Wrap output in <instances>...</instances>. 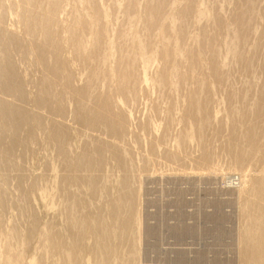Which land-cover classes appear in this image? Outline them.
<instances>
[{"label":"bare ground","instance_id":"6f19581e","mask_svg":"<svg viewBox=\"0 0 264 264\" xmlns=\"http://www.w3.org/2000/svg\"><path fill=\"white\" fill-rule=\"evenodd\" d=\"M1 1L0 90L14 101L0 100V163L21 167L23 156L25 159L26 151L27 157L29 148L36 146L35 138L42 132L50 151L45 158L60 160L55 163L60 169L82 171L73 176L63 170L59 177L53 172L57 177L51 180L53 185L50 174L45 178L53 186L58 209L47 215L49 219L41 227H36L35 219H27L33 210L28 194L32 188L47 186L42 182L39 186L45 175L7 177L0 185L1 263H20L27 240L36 233L38 243L32 249L31 264H136L125 260L137 248V188L131 172L146 163L140 159L135 163L102 136L136 146L143 140L151 153L178 159L167 148L180 142L181 132H185L183 136L199 132V120L225 102L224 86L231 83L229 100L239 106L251 99L246 94L257 97L264 93H245L249 89L246 82L264 79V0H26L32 8V2L37 4L34 15L21 0H16L18 5L13 0L12 7L6 3L7 9ZM3 9L8 15L17 13L22 24L39 31L29 33L22 24L19 31ZM87 9L91 15L84 12ZM69 13L74 17L70 27L63 22ZM237 67L240 73L234 72ZM213 68L221 71L218 76ZM198 73L204 77L197 78ZM147 83L152 87L148 96L142 87ZM26 93L31 95L29 103L47 113L32 111L31 106L28 110ZM170 96L181 100L176 107L181 106L178 123L174 130L156 135V121L172 122L165 111L168 108L158 103ZM55 114L72 115L77 129L59 127ZM71 141H78L76 156ZM40 154L37 158H42ZM72 157L77 158L75 164L70 162ZM108 158L122 172L113 180L92 172L105 166ZM242 182L238 176H230L224 183L242 188ZM112 186L119 188L113 195ZM84 187L88 194H83ZM15 206L19 214L11 219L8 211ZM245 227L246 221L242 231ZM244 239L242 256L253 252L252 243Z\"/></svg>","mask_w":264,"mask_h":264},{"label":"rangeland","instance_id":"374dc122","mask_svg":"<svg viewBox=\"0 0 264 264\" xmlns=\"http://www.w3.org/2000/svg\"><path fill=\"white\" fill-rule=\"evenodd\" d=\"M4 1L1 2H4L6 9L9 6L12 7L13 4L11 5V2L13 0ZM15 2L17 1L15 0L13 3ZM15 4L18 5V3ZM15 4L14 7L16 6ZM20 4L25 7L29 5L28 10L32 14L34 13L33 10L36 9L35 7H37L34 2L31 4L34 8L30 7L26 0H21ZM70 7L72 6L70 5ZM5 10L4 12L7 14V10ZM37 10L39 9L37 8ZM84 12L91 15L92 11L87 9ZM71 14H68L66 20L63 19L64 25L68 24L69 26L66 25L68 27L72 26L71 22L74 21V17ZM7 17H9L11 22L13 21V25L17 26L19 31L23 30L20 27L22 23L19 21L17 13H14V15L9 14ZM99 17V19L105 20L102 16ZM26 25L22 24L29 33L38 30L32 29L31 24ZM84 30V34H87L88 30ZM60 38L63 40L64 35H61ZM156 60L161 61L157 58ZM204 60L206 59L201 57L200 61L202 63H206ZM214 70L217 76L220 74L218 72H221L218 69ZM228 72L231 73L230 70ZM234 72L240 73L238 67L234 69ZM196 76H200L197 78L204 77L201 73ZM207 77L211 78L210 76ZM251 77L255 76L252 75ZM186 79H189L188 76H186ZM260 80L253 84L246 82L249 89L245 93H251L253 90L264 91V79ZM142 87L146 92V96H148V89L152 87L148 83L143 84ZM188 88L190 89L191 87ZM29 89L27 88L28 92L31 91L30 87ZM223 89L226 92L225 94H227L226 99H224L225 102L220 108L214 106L215 112L212 115L204 116L199 120V132L197 129L196 134H185L184 136L185 132H181L180 142L170 148H167L164 142L158 140V144L163 149L171 150L172 153L179 156L178 159H165L162 154L151 153L146 147L147 143L145 141L143 143V140L140 141L141 146H136L128 141L119 142L114 138L113 141L112 138L102 136L103 139L109 140L108 142L110 144L113 143V146L120 151L131 158L133 157L132 159L135 163H138L137 159L146 163V167L138 166L135 171L131 172L133 175L130 173L137 188L134 204L136 205L138 220L136 224L138 225H136V252L134 256L126 254L127 259L125 260L128 262L134 260L136 264H242L241 261H244V264H264V93L259 94L257 97L254 96L255 93L246 94L252 100H247V103L239 106L238 102L233 104V101L229 100V95L233 94L231 83H228ZM30 94L26 93L25 95L24 103L26 108L28 107L27 109L29 110V106H31L30 110L46 114V110L35 107L31 101L29 103ZM11 97L0 90V100L14 101L13 97ZM180 101L170 96L158 102L161 108H168L165 111H168V115L172 116V122L156 121V124H154V127L157 128L156 135L164 133V130H174V125L178 123L175 121H178V112L181 106L179 109H176V107L180 104ZM55 115L54 118L60 124H58L59 127L77 129L78 123H74L72 115ZM68 117L69 119H67ZM38 134L43 135L35 136L37 144L35 143L36 146L29 148L27 156L29 159L26 157L27 151L25 153V159H27L25 160L24 156L22 159L23 164L21 163V165L27 169L21 165L18 168H9L0 163V166L2 165L0 167V185L6 183L7 177L10 178L11 175L16 176L19 174V176L29 178L45 175L42 178L40 177V180L43 181L39 182V186L42 182L41 185L49 186L48 189L47 186L42 187V189L41 187L32 188L31 192H29L30 195L28 194V197H31H29L28 205L33 210L32 216L27 219H35L36 227L37 225L41 227L49 219L47 217L48 214L57 212V199L55 196L53 197V186L50 184L53 185L52 181L61 176L64 167L60 169L61 165L59 164L60 166L58 167L55 164L58 161L56 159L54 162L49 160L50 157L48 159L45 158L48 155L50 156L47 143H45L46 148L44 146L46 134L42 132ZM41 142L42 146H40ZM73 142L71 141L69 146L72 148L73 156H76L80 149L78 150V141ZM125 146L128 148L126 149ZM74 149H76L77 153L74 152ZM42 150L44 153L48 152V154L38 153ZM36 152L45 161L40 156L37 158L38 154ZM30 154L35 156L31 157ZM136 154L140 155L136 157ZM74 158H71V163L73 161L77 162V158L75 160ZM50 161L59 171L51 165ZM111 161L115 162L112 158H108L103 162L104 168L102 167L100 170L92 172L104 174L103 176L106 175L105 177L108 176L111 180L117 178L118 175L121 176L122 172L120 171L121 174H119V171H116V162L113 165ZM51 169L56 170L53 171ZM53 172L57 177H55L56 175ZM64 172L75 176L82 171L71 168L64 170ZM39 173L42 175H39ZM49 174L54 177L51 178ZM230 176H238L243 181L242 188L236 187L235 184L232 187L225 186L224 182ZM45 178H49V185L46 184L48 179ZM12 186L10 185V188ZM46 189L47 191H44ZM117 189L119 191L117 186H112L109 190L110 194H116ZM34 190L35 192L41 190V192L38 193L37 191L35 193ZM83 191L85 192H83L84 195L89 193L86 187H84ZM11 209H15V211L13 210L14 214ZM9 211L8 216L11 219L19 214L17 206L11 207ZM245 221L247 227L242 231L241 226ZM36 235V233L32 234L27 240L24 257L18 264H31V260L34 257L32 249L38 243V235ZM244 237L246 238V243L251 242L253 246V252H246V256L241 255V250L245 243ZM0 264H2L1 260Z\"/></svg>","mask_w":264,"mask_h":264}]
</instances>
